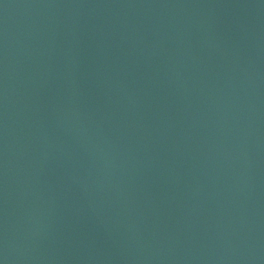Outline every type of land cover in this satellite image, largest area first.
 Listing matches in <instances>:
<instances>
[{
  "label": "water",
  "instance_id": "95a60500",
  "mask_svg": "<svg viewBox=\"0 0 264 264\" xmlns=\"http://www.w3.org/2000/svg\"><path fill=\"white\" fill-rule=\"evenodd\" d=\"M0 261L264 264V0H0Z\"/></svg>",
  "mask_w": 264,
  "mask_h": 264
},
{
  "label": "snow or ice",
  "instance_id": "6c2138e0",
  "mask_svg": "<svg viewBox=\"0 0 264 264\" xmlns=\"http://www.w3.org/2000/svg\"><path fill=\"white\" fill-rule=\"evenodd\" d=\"M0 264H2V261H0Z\"/></svg>",
  "mask_w": 264,
  "mask_h": 264
},
{
  "label": "clouds",
  "instance_id": "9594fccd",
  "mask_svg": "<svg viewBox=\"0 0 264 264\" xmlns=\"http://www.w3.org/2000/svg\"><path fill=\"white\" fill-rule=\"evenodd\" d=\"M2 264H4V262L2 261Z\"/></svg>",
  "mask_w": 264,
  "mask_h": 264
}]
</instances>
